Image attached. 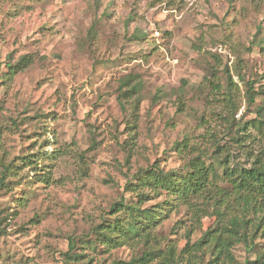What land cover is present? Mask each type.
Returning <instances> with one entry per match:
<instances>
[{
  "label": "rangeland",
  "instance_id": "1",
  "mask_svg": "<svg viewBox=\"0 0 264 264\" xmlns=\"http://www.w3.org/2000/svg\"><path fill=\"white\" fill-rule=\"evenodd\" d=\"M262 85L264 0H0V264L141 257V239L94 242L101 223L125 222L121 202L160 211L150 243L183 257L215 217L196 224L165 192L127 184L195 158L250 165ZM258 249L254 227L233 254Z\"/></svg>",
  "mask_w": 264,
  "mask_h": 264
},
{
  "label": "trees",
  "instance_id": "2",
  "mask_svg": "<svg viewBox=\"0 0 264 264\" xmlns=\"http://www.w3.org/2000/svg\"><path fill=\"white\" fill-rule=\"evenodd\" d=\"M31 62L30 56H23L18 63L8 65L7 74L13 77ZM262 86L260 93L264 94ZM254 95V88L249 85L247 96L251 102H254ZM257 114L258 117L252 120L253 126L264 138L263 107L258 109ZM213 159L215 161L207 163L205 159L195 158L183 170L165 171L158 166L150 167L135 175L137 183L127 184L133 191L139 186L156 193L165 192L177 205L183 204L191 211L196 224L203 216L215 217L212 226L192 244L188 243L183 257L176 253L174 246L168 247L163 254L164 251L155 250L150 243L160 211L123 202L117 204L128 213L123 220L125 222L101 223L95 230L97 236L94 242L118 246L129 239L144 240L147 250L127 264H264V249H258L253 260L246 259L244 262H239L233 254L234 245L241 243L243 236L254 227L264 238V146L251 155L248 166L232 167L229 160ZM1 181L4 183V179ZM221 181L227 185H220ZM138 196L143 197L142 201L149 199L144 192ZM133 229H137V234L130 236ZM86 242L88 246L93 245L91 240ZM74 246V242L71 243L70 251ZM84 256L75 253L68 258L81 260Z\"/></svg>",
  "mask_w": 264,
  "mask_h": 264
}]
</instances>
